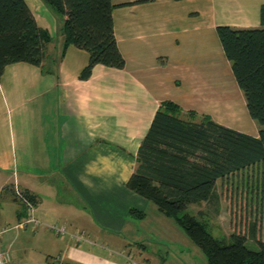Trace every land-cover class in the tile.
Wrapping results in <instances>:
<instances>
[{
  "label": "crops",
  "instance_id": "1",
  "mask_svg": "<svg viewBox=\"0 0 264 264\" xmlns=\"http://www.w3.org/2000/svg\"><path fill=\"white\" fill-rule=\"evenodd\" d=\"M26 2L49 32L48 23ZM111 2L123 69L97 65L88 80H81L89 54L74 46L50 67L52 44L61 52L58 38L42 67L18 63L0 76L3 264H159L134 241L116 236L126 230L132 209L149 205L126 185L165 101L259 137L254 120L238 117L237 110L244 109L247 116L246 99L217 27L264 28V0ZM60 23L57 37L63 17ZM71 51L77 59L68 58ZM15 179L36 197V217L44 225L20 227L26 216L12 192ZM54 223L68 225L94 244L56 235L48 229Z\"/></svg>",
  "mask_w": 264,
  "mask_h": 264
},
{
  "label": "trees",
  "instance_id": "2",
  "mask_svg": "<svg viewBox=\"0 0 264 264\" xmlns=\"http://www.w3.org/2000/svg\"><path fill=\"white\" fill-rule=\"evenodd\" d=\"M43 1L64 18L61 57L70 46L89 54L79 79L88 80L97 65L125 67L115 37V6L111 0ZM262 21L264 24V7ZM217 33L244 93L249 116L260 127L259 137L165 101L139 147L136 168L126 186L175 220L205 253L208 264H264V242L257 240L255 227L251 239L258 250L248 247L247 236L240 233H233L228 242L215 239L187 212L192 205L219 199L218 181L228 183L227 179L253 168L263 170L259 186L264 194V28L237 30L219 26ZM51 40L26 0H0V76L18 63L42 67ZM31 199L37 205L33 194ZM20 205L25 213L24 205ZM129 214L146 216L144 210L138 209Z\"/></svg>",
  "mask_w": 264,
  "mask_h": 264
},
{
  "label": "rangeland",
  "instance_id": "3",
  "mask_svg": "<svg viewBox=\"0 0 264 264\" xmlns=\"http://www.w3.org/2000/svg\"><path fill=\"white\" fill-rule=\"evenodd\" d=\"M29 2L38 13L40 20L42 18L45 20V23H48L51 41L53 39L57 41L59 38V41L63 42L61 29V37L55 35L62 16L43 0H29ZM60 28H62L61 23ZM52 45L54 46V49L50 52L52 58L48 62L51 63L49 64L50 67H53L55 63L58 65L60 60L57 57L61 54L60 50L58 51L55 45ZM60 48L62 50V43L59 45ZM67 56L69 59H77L76 52L74 51L69 52ZM52 96L54 97V95ZM52 99L54 98L47 100L50 101ZM243 108L245 106L243 107L242 104ZM237 111L239 119L247 120L248 118V122L252 120L248 113L246 116L245 109L242 112L241 110ZM236 123L243 127L242 123ZM254 123L260 131L258 124ZM229 128L233 129L232 127ZM243 129L250 133L249 130ZM135 168L136 162L134 164ZM262 174V169L253 168L247 170L245 173H239L237 176L227 179L228 183L218 181L217 195L219 199L209 204L192 205L188 208L187 212L196 217L215 239L228 242L233 233H240L247 236L248 247L258 250L256 242L251 239V232L252 228L255 227L257 240L264 242V194L261 192L259 186L261 185ZM13 183L18 184V181L15 179ZM148 203L149 205L143 209L146 213V218L130 215L129 221L126 224V230L123 231V235H117L116 239L126 238L127 240L134 241L137 247L140 246V248H144L142 250L150 252L159 264H208L205 253L175 220L162 215L153 203Z\"/></svg>",
  "mask_w": 264,
  "mask_h": 264
},
{
  "label": "built area",
  "instance_id": "4",
  "mask_svg": "<svg viewBox=\"0 0 264 264\" xmlns=\"http://www.w3.org/2000/svg\"><path fill=\"white\" fill-rule=\"evenodd\" d=\"M12 190H13V193L15 195V198L18 199V201L21 204H23L25 209H26V211H25V216H26L25 219L26 220L23 223V225H21L20 227L31 225L33 229H36L39 226L44 225V223L36 217L37 205H35V203L32 201L30 192L23 189L17 183L12 185ZM29 196H30V198H29ZM48 229H49V231L55 233L56 235L63 236V237L68 236L72 239H75L77 241V243L87 242V243L94 244L93 241L89 240V237H86L79 232L73 231L66 224L64 225L61 223H54V224L49 225ZM5 258H6L5 252L0 250V264L4 263Z\"/></svg>",
  "mask_w": 264,
  "mask_h": 264
}]
</instances>
